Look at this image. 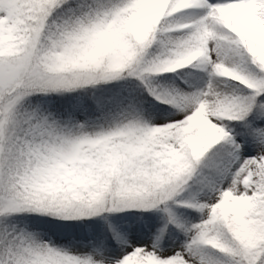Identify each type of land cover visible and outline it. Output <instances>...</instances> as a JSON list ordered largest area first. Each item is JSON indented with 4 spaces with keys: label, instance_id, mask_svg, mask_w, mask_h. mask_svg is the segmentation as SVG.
Here are the masks:
<instances>
[{
    "label": "snow or ice",
    "instance_id": "6c2138e0",
    "mask_svg": "<svg viewBox=\"0 0 264 264\" xmlns=\"http://www.w3.org/2000/svg\"><path fill=\"white\" fill-rule=\"evenodd\" d=\"M0 264H264V0H0Z\"/></svg>",
    "mask_w": 264,
    "mask_h": 264
}]
</instances>
